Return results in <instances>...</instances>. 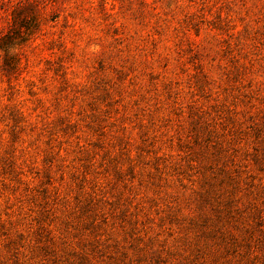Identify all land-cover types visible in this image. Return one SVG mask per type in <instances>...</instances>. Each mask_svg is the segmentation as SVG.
<instances>
[{
    "label": "rangeland",
    "instance_id": "374dc122",
    "mask_svg": "<svg viewBox=\"0 0 264 264\" xmlns=\"http://www.w3.org/2000/svg\"><path fill=\"white\" fill-rule=\"evenodd\" d=\"M0 264H264V0H0Z\"/></svg>",
    "mask_w": 264,
    "mask_h": 264
},
{
    "label": "trees",
    "instance_id": "16d2710c",
    "mask_svg": "<svg viewBox=\"0 0 264 264\" xmlns=\"http://www.w3.org/2000/svg\"><path fill=\"white\" fill-rule=\"evenodd\" d=\"M7 38H11V37H7Z\"/></svg>",
    "mask_w": 264,
    "mask_h": 264
}]
</instances>
